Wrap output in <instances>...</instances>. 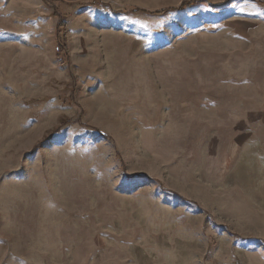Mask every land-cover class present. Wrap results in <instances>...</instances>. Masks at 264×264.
Instances as JSON below:
<instances>
[{
	"label": "rangeland",
	"instance_id": "rangeland-1",
	"mask_svg": "<svg viewBox=\"0 0 264 264\" xmlns=\"http://www.w3.org/2000/svg\"><path fill=\"white\" fill-rule=\"evenodd\" d=\"M183 1L0 0V264H264V0Z\"/></svg>",
	"mask_w": 264,
	"mask_h": 264
},
{
	"label": "trees",
	"instance_id": "trees-1",
	"mask_svg": "<svg viewBox=\"0 0 264 264\" xmlns=\"http://www.w3.org/2000/svg\"><path fill=\"white\" fill-rule=\"evenodd\" d=\"M200 2V0H189V1H183L178 7H174V8H169V9H162V10H158V11H153L151 12L152 14H164L169 10H180L186 7H190L193 6L194 4ZM136 12H145L143 9H137ZM65 34H66V24L64 22H59L58 25V35H59V49L61 52L65 51L66 49V41H65ZM61 39H63L64 41H61Z\"/></svg>",
	"mask_w": 264,
	"mask_h": 264
}]
</instances>
